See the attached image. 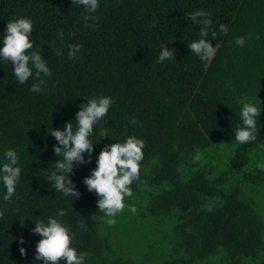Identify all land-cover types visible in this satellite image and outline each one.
Listing matches in <instances>:
<instances>
[{
    "label": "trees",
    "instance_id": "obj_1",
    "mask_svg": "<svg viewBox=\"0 0 264 264\" xmlns=\"http://www.w3.org/2000/svg\"><path fill=\"white\" fill-rule=\"evenodd\" d=\"M196 10L209 13L217 33L209 62L187 46L199 38L200 26L186 15ZM85 15L71 0H0V47L7 22L27 17L52 73L35 93V74L21 85L0 60V166L13 149L22 169L11 202L0 181V264H43L35 260L41 237L31 229L60 209L75 233L72 246L89 254L85 264H264V170L257 167L264 164V0H99L98 19ZM68 44L82 45L77 58H68ZM163 46L176 49L175 60L157 62ZM101 95L114 103L94 127L91 162L73 165L80 197L64 196L46 181L62 159L50 133L69 121L75 129L80 105ZM245 96L261 101L259 133L239 144ZM132 135L146 145L140 180L125 200L137 212L125 207L109 225L83 179L105 145Z\"/></svg>",
    "mask_w": 264,
    "mask_h": 264
},
{
    "label": "clouds",
    "instance_id": "obj_2",
    "mask_svg": "<svg viewBox=\"0 0 264 264\" xmlns=\"http://www.w3.org/2000/svg\"><path fill=\"white\" fill-rule=\"evenodd\" d=\"M72 4L83 6L88 15L83 16L85 21H96L98 17L94 14L99 7V0H71ZM187 18L193 24L199 25L198 39L188 43L191 53L195 54L201 61L209 62L217 50V45L213 46L211 39L217 38V33L211 31L212 20L209 13L203 10H196L187 13ZM88 25L86 24L85 27ZM95 27V24L92 25ZM220 31L227 33L226 25L221 24ZM33 32V21L27 17H14L9 20L3 35V47H0V60L10 62L13 66V75L19 84H25L35 74L36 83L30 88V91L39 93L41 86L46 84L43 77H50L51 70L48 67L47 60L43 56V49L34 46L31 38ZM58 35L63 38V31ZM236 44L243 47L245 40L243 37L236 39ZM68 58L75 59L81 51L82 45L68 44ZM54 54L61 55L60 49L54 48ZM176 49L171 50L162 47L157 62L162 63L166 60H175ZM87 103L80 105L75 114L76 127L73 128V122H66L63 129H53L50 133L57 145H53V152L62 159L56 160L51 170H46V181L54 186L56 192L64 196H71L78 199L80 192L76 189L74 182L70 179L73 173V165L86 164L91 162V154L94 150V143L91 139L94 127L109 112L114 103L112 97L101 95L86 100ZM241 105L240 120L241 124L235 129V141L239 144H248L255 142L258 137L259 129L257 120L261 114V101L256 97H242L238 101ZM131 124H137L135 119ZM145 141L137 138L135 135L128 136L124 142H115L105 145L99 152L95 168L90 171V175L84 177L83 184L89 192H94L98 197L96 205L98 211L103 213L104 219L109 225L115 224V217L121 213L125 207H128L132 214H136L135 205H126V198L133 197L132 184L140 180L141 163L144 158L143 149ZM84 153H88V159L85 160ZM5 161L0 166V181L6 189L3 200L11 202L16 192V186L21 180V167L18 166L19 154L8 149L4 153ZM258 168L264 170V164H258ZM178 211V210H177ZM63 209L58 210L55 217H49L45 222L37 218L35 227L31 229L32 233L38 234L41 239L35 246V260L43 261V264H85L87 252H78L72 246L75 233L61 219L65 216ZM4 215L0 211V218ZM79 227L86 230L87 225L81 221ZM21 244L23 238H19ZM21 256L26 255V250L19 249Z\"/></svg>",
    "mask_w": 264,
    "mask_h": 264
}]
</instances>
